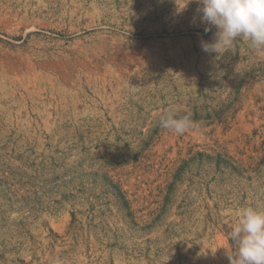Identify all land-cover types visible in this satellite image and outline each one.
Returning a JSON list of instances; mask_svg holds the SVG:
<instances>
[{
    "label": "rangeland",
    "instance_id": "rangeland-1",
    "mask_svg": "<svg viewBox=\"0 0 264 264\" xmlns=\"http://www.w3.org/2000/svg\"><path fill=\"white\" fill-rule=\"evenodd\" d=\"M186 3L0 0V264H229L264 211V50L203 52Z\"/></svg>",
    "mask_w": 264,
    "mask_h": 264
},
{
    "label": "clouds",
    "instance_id": "clouds-1",
    "mask_svg": "<svg viewBox=\"0 0 264 264\" xmlns=\"http://www.w3.org/2000/svg\"><path fill=\"white\" fill-rule=\"evenodd\" d=\"M193 0H187L191 3ZM200 23L207 33L215 28L212 41H200L203 52L217 55L232 51L238 38L264 50V0H194ZM193 23L196 17H193ZM160 126L184 134L194 126L191 114L168 113ZM229 240L235 252L227 251L229 264H264V211L253 207L240 210L238 222L231 227Z\"/></svg>",
    "mask_w": 264,
    "mask_h": 264
},
{
    "label": "trees",
    "instance_id": "trees-1",
    "mask_svg": "<svg viewBox=\"0 0 264 264\" xmlns=\"http://www.w3.org/2000/svg\"><path fill=\"white\" fill-rule=\"evenodd\" d=\"M119 197H120V201L122 202V205L127 209L129 210V214L132 215V211H131V207H130V204H129V201L128 199L126 198V195L124 193H122V191L120 192L119 194Z\"/></svg>",
    "mask_w": 264,
    "mask_h": 264
}]
</instances>
